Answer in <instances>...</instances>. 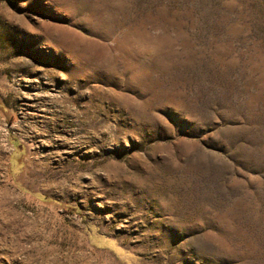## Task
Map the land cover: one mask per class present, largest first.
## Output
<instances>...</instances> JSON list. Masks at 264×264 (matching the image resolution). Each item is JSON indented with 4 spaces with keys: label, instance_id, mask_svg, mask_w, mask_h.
Wrapping results in <instances>:
<instances>
[{
    "label": "rangeland",
    "instance_id": "1",
    "mask_svg": "<svg viewBox=\"0 0 264 264\" xmlns=\"http://www.w3.org/2000/svg\"><path fill=\"white\" fill-rule=\"evenodd\" d=\"M0 264H264V0H0Z\"/></svg>",
    "mask_w": 264,
    "mask_h": 264
}]
</instances>
